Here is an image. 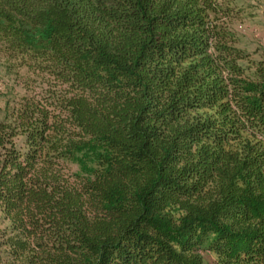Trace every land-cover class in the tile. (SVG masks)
<instances>
[{
  "label": "trees",
  "instance_id": "obj_1",
  "mask_svg": "<svg viewBox=\"0 0 264 264\" xmlns=\"http://www.w3.org/2000/svg\"><path fill=\"white\" fill-rule=\"evenodd\" d=\"M241 10L0 0L25 89L0 118V264H264V48L240 47Z\"/></svg>",
  "mask_w": 264,
  "mask_h": 264
},
{
  "label": "rangeland",
  "instance_id": "obj_2",
  "mask_svg": "<svg viewBox=\"0 0 264 264\" xmlns=\"http://www.w3.org/2000/svg\"><path fill=\"white\" fill-rule=\"evenodd\" d=\"M233 1L237 8L242 9L239 19L233 23L240 47L251 52L264 48V0ZM20 72L22 77L26 75L25 69ZM19 79L0 51V118L4 117L7 104L14 103L15 95H21L25 91ZM2 227L0 214V229Z\"/></svg>",
  "mask_w": 264,
  "mask_h": 264
}]
</instances>
